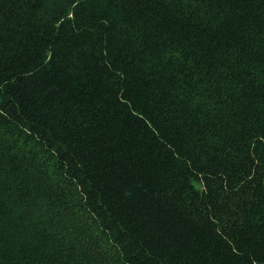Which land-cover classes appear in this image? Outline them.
<instances>
[{
  "label": "trees",
  "instance_id": "trees-1",
  "mask_svg": "<svg viewBox=\"0 0 264 264\" xmlns=\"http://www.w3.org/2000/svg\"><path fill=\"white\" fill-rule=\"evenodd\" d=\"M0 264H264V0H0Z\"/></svg>",
  "mask_w": 264,
  "mask_h": 264
}]
</instances>
